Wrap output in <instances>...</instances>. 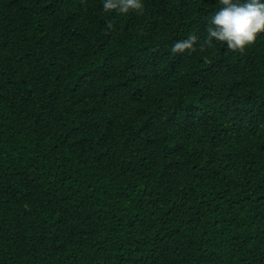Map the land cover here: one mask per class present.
<instances>
[{"label":"trees","instance_id":"obj_1","mask_svg":"<svg viewBox=\"0 0 264 264\" xmlns=\"http://www.w3.org/2000/svg\"><path fill=\"white\" fill-rule=\"evenodd\" d=\"M220 6L0 0V264H264V32L205 44Z\"/></svg>","mask_w":264,"mask_h":264},{"label":"clouds","instance_id":"obj_2","mask_svg":"<svg viewBox=\"0 0 264 264\" xmlns=\"http://www.w3.org/2000/svg\"><path fill=\"white\" fill-rule=\"evenodd\" d=\"M220 6L208 19L205 44L211 46L214 41L224 42L228 48L243 50L264 32V0H220ZM105 11L117 10L126 13L130 10L142 12L144 0H102ZM195 35L173 43V53L193 50Z\"/></svg>","mask_w":264,"mask_h":264}]
</instances>
